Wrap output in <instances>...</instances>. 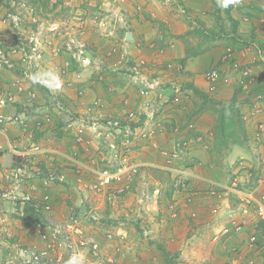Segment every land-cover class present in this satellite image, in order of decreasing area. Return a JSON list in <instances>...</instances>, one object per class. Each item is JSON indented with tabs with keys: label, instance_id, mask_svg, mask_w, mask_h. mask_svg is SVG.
Instances as JSON below:
<instances>
[{
	"label": "crops",
	"instance_id": "obj_1",
	"mask_svg": "<svg viewBox=\"0 0 264 264\" xmlns=\"http://www.w3.org/2000/svg\"><path fill=\"white\" fill-rule=\"evenodd\" d=\"M90 2L94 3V0ZM155 3V0H129L131 12L122 14L123 11L120 10V15L114 10L115 20L121 18L123 20L115 21L112 18L111 28H114V35H110L109 39L101 37L100 40L89 23L81 38L85 45L83 52L82 48H70L68 42L59 44L57 40L45 39V33L42 34L41 30L27 31L20 26L14 36L10 32V29L13 30L10 21H2L0 18V39H4L9 45H16L17 40L30 41L41 32L38 36L43 42V58L40 65L26 66L22 62L23 68H20L18 60L16 62L18 67L12 69L10 73L0 68L5 90H10L13 86L15 89L16 78L21 76L20 79L26 88L16 96L13 103L4 104L1 111L7 115L22 114L26 127L28 120L32 124L38 122V126L36 125L38 128L41 123L47 124L39 130L37 137V128L34 127L33 140L32 136L28 137L29 133L26 135L28 138L25 143L30 140V146L34 144L40 149L36 155V165L31 167L34 170L27 174L26 188L30 191V185L34 184L40 197L49 194L52 206L51 210L47 211L34 208L27 203L30 206L26 205L24 208L26 216L19 219H25L27 224L31 225L28 228L31 231L29 236H24L27 234L26 231L23 234L14 228L2 227L0 243L5 246H0L4 258L1 264L7 263L9 253L14 250L13 246H19L22 241L27 245L37 244L41 231L62 224L70 214L84 217L81 222L91 238L102 243L109 242L105 239L106 234L102 232L113 230L119 233L121 241H124L122 235L128 232V222L120 217H117V220L110 218L114 217V214H108L110 211L108 207L110 208L112 204L118 208L121 205L120 201L124 202L126 196L138 209L140 208L139 214L142 216L148 213L146 208L157 202V214L175 221L178 227L173 228L171 223L169 234H165V237L162 234V237L167 241L168 250L175 251L173 255L179 256L178 259L183 262L189 258L192 263L202 261V264H264V235L258 236L260 220L255 208L247 206L240 198L244 191L252 193L258 199L262 198L264 193V133L259 138L255 136L257 125L264 124V2L243 0L242 6L231 5V12L228 15L226 9L221 10L217 7L216 0H202L200 3L190 0L186 4L188 9H197L201 13L209 12L207 15L209 18L199 13L201 25L224 28L223 33H218L215 42L223 38L222 42L226 44L221 46L215 44L203 54L187 58V38L182 39V36V43L176 41L175 49L171 45L164 47L167 51L161 55L171 57L163 58L164 62L160 66L164 68L152 69L145 62V68L139 66L134 70L133 66L141 57L147 58L149 63L156 59V56L152 55L161 53L163 49L159 44L151 46L146 38L148 35L153 37L151 28L155 24V13L156 18L159 17ZM137 4L147 5L148 9L144 8L142 17L137 16L134 11ZM256 5L262 9L258 10ZM34 6L36 12L46 8L45 5ZM151 6L154 9L152 11ZM54 7L57 6L52 5L51 9L55 10ZM88 9L93 7L86 1H81L79 8L71 17ZM164 13L167 15L165 11ZM222 16L227 17L226 25L221 23ZM170 20L173 26L177 25L172 18ZM228 25L232 26L229 32L225 30ZM234 25L237 31L233 30ZM128 31L132 33L133 39H128L125 44L117 43L120 41V35H124L123 39L127 38ZM50 35L52 38L59 37L53 33ZM234 37H240L236 45L232 43ZM173 39L177 40L175 37ZM52 43L56 46L54 47ZM106 43L109 44L107 46L109 51L104 54L103 48L102 51L100 49ZM115 43L118 44L116 46L121 54H109ZM134 47H138V52L144 51L143 54L138 53L140 55L138 58L136 52L132 50ZM227 48L233 50L235 61L240 64L241 69L252 68V82L247 78L242 84V73L231 69L228 64L224 68H227L229 80L237 81L236 88L234 86L229 88V83L225 84L222 81L213 87L204 76H199L201 69L207 70L209 65L218 66ZM55 49H58V52H55ZM118 54L119 58L125 54L128 59L133 57L129 68H111L110 62L107 66L101 64L102 58L108 56L107 59L113 61ZM31 67L32 73L38 70H52L60 78L61 89L52 92L43 85L32 83L26 78V69ZM178 75L181 76L180 79L176 78ZM9 80L12 84L7 82ZM247 83L248 87L245 85ZM224 85L228 88L225 89ZM194 88L208 93V100H204ZM144 90H148V93H144ZM30 91L36 92L35 101L29 100ZM232 100L238 105L246 134L241 142L230 141L228 147H221L216 144L214 138L217 113L213 110L221 102L230 103ZM131 111L135 115L128 124L131 127L130 131H120L108 125L107 122L112 119L130 121ZM93 121H98L101 127L96 133L89 127ZM80 127L85 128L86 140L82 143L77 142ZM43 139L44 141L37 142ZM52 139L55 143H52ZM168 148L180 151L184 159L183 162L178 160L175 167L187 173L186 191H177L170 179L171 170H168L169 166L162 153L163 149ZM7 150L10 151L6 148L0 155V166L5 163L6 154L10 153H7ZM75 150L79 152L77 164L74 161L72 164L70 156H73ZM125 150L129 151V158L134 163L141 165L135 179L126 184V188H129L126 193L111 195L107 192L96 193L80 188L76 181L78 166L83 164L88 167L95 159L98 162L97 168H115ZM245 155H248V160H244ZM10 156L13 157L12 164L15 166L19 159L13 153ZM6 168L7 166L0 168V190H4L5 183L10 187L9 182L3 177ZM50 173L54 174L53 179H49ZM83 178L92 180L94 174L85 172ZM251 180L255 186L250 184ZM234 182L236 185H233ZM145 195L148 196L145 198ZM166 199L169 205L162 208L165 207ZM174 202L177 206L176 216H173L175 211L170 204ZM1 204H7L10 207L8 211L14 213V205L11 202L2 201ZM90 211L105 214L109 218L97 220L89 218V221L85 215ZM9 216L10 214L5 215L6 218ZM139 222L142 223L143 220ZM97 224L100 228L96 227ZM4 231L8 232L7 235H4ZM36 231H39L38 236L37 233H33ZM178 235L180 236L177 237ZM170 236H173L171 241L167 238ZM252 237L256 239L254 242L251 240ZM173 255H164V259H170Z\"/></svg>",
	"mask_w": 264,
	"mask_h": 264
},
{
	"label": "built area",
	"instance_id": "obj_2",
	"mask_svg": "<svg viewBox=\"0 0 264 264\" xmlns=\"http://www.w3.org/2000/svg\"><path fill=\"white\" fill-rule=\"evenodd\" d=\"M127 1L128 0H103L101 5L98 6V9L95 11V13L89 14L88 11L80 12L74 17L66 19L62 22L52 23L49 27V30L57 36H68V46H71L70 48H73V46L81 48V46L83 45L79 42L78 36L85 34L86 27L89 23L92 24L93 32H100L103 34L102 29H105V35H114V30L110 28L111 22H109L108 19H110L111 13H113L114 11V7L119 8V13L121 12L120 10H122V14H128L129 12H131L130 10L132 8L129 2L127 3ZM164 1L175 2V0ZM242 4L243 0H239V3L235 6H241ZM125 5L128 6L125 7ZM134 8V11H136V15L142 17L144 6L142 4H137ZM180 8L183 12L186 11L185 8H183L182 6H180ZM18 21L19 17L14 16L15 25H18ZM3 41L4 40L0 39V44L3 43ZM37 42H39L38 39ZM171 46H174V44H171ZM165 48L161 49V52H164L166 50ZM118 50V46H114V48L109 52V54L117 52ZM9 51V57L5 56L4 54H1L0 56V64H5L8 67H14L13 60L19 56L23 61L31 62L32 60L38 61L43 55L38 43L33 44L30 49H27L25 47L11 46ZM55 52H58V49H55ZM234 61L235 58L233 50L231 48H227L224 56V62L219 65V67L209 69L206 73V78L211 84V86L215 87L219 81H223L225 83L229 82L227 68H224L226 64H228L231 69L237 71L241 70L240 72L243 76L241 79L242 84L246 81L247 78L248 81H253L251 75L252 68L246 67L244 69H241L240 64L237 61ZM144 63V61H137L136 64L133 66V69L137 70L138 67H141ZM29 73L31 72L26 73L27 79H29ZM249 83L245 85L248 87ZM3 89L4 86L0 79V127L9 123H19L25 125V119L22 114L6 115L1 111V107L4 104L9 101H14L19 93H22L26 90L23 81L17 79L15 82L14 90H10L6 93H3ZM143 92L147 94L148 90H144ZM35 97L36 92L30 91L29 100L32 101ZM133 115L134 112H130L129 116L132 117ZM107 123L112 128L124 130L126 132L130 131L131 128L128 124L122 125L118 120L112 119L109 120ZM89 127L90 129L93 128V130H95L94 132L96 133L98 132L100 124L98 123V121H93L91 125H89ZM1 131L2 133L5 132L4 129H1ZM263 133L264 124L259 123L256 128V138L261 137ZM85 140V128L80 127L78 129L77 142L82 143ZM6 148H8L14 156L20 157L21 163L19 165H15L13 168H6L4 170L3 177L7 180V182H9L11 189H4L0 191V201L8 200L14 205V207L18 205V203L20 206L21 204L23 205L26 203H31L34 208H41L47 211L51 210L52 206L50 203V195L45 194L40 197L35 192L37 186H35L34 184L30 185V193H22L20 194L21 196L17 194L18 187L22 182L21 177L22 175L25 176V173L28 168L27 162H31L29 155H36L40 150L39 147L32 144V146H30L28 150H21L17 148V145L12 144L11 141L8 139L6 146L0 144V152L2 150H5ZM126 150L123 152L122 159L115 168H97L98 162L95 159L91 161V164L88 167L87 165L83 164L78 166L76 181L79 184L80 188L96 193L107 192L111 195H121L125 193L127 186L126 184L135 179L141 167L140 164L131 161L128 154L129 151ZM162 153L165 156L166 163L169 166L172 161H174L177 157V152L173 150L163 149ZM71 160L74 161L75 164H77L76 152L75 155L72 156ZM169 170H172V168H169ZM174 170L177 171V178H175L174 183L176 190L179 192L186 191L188 187L186 171L181 169ZM85 172L93 173L94 179L84 180L83 174ZM53 177L54 174L51 173L49 179H53ZM233 185H236V182H234ZM240 198L243 202H245L247 206L255 208L259 220L264 223V193L262 195V198L258 199L252 193L244 191L240 194ZM92 217H94V215H92ZM0 221L2 220L0 219ZM81 221V215L79 216V214H71L68 219L62 224H57L53 227H49V229L41 231L39 235V242L37 244L35 243L26 246H13L12 250H14L10 253L9 259L6 264H17L20 260L24 264H66V261L73 254L77 255L80 264H115L117 262L116 254L120 253L122 246H124V244H122L123 242H119V244L116 243L115 253L111 252L105 255L103 251L104 243L94 238H91L83 227ZM238 228H240V226ZM114 237V234L110 232L105 235V239L109 242L114 241ZM251 240L254 241L255 237H252ZM84 250L85 253L83 254Z\"/></svg>",
	"mask_w": 264,
	"mask_h": 264
},
{
	"label": "rangeland",
	"instance_id": "obj_3",
	"mask_svg": "<svg viewBox=\"0 0 264 264\" xmlns=\"http://www.w3.org/2000/svg\"><path fill=\"white\" fill-rule=\"evenodd\" d=\"M128 1H127V3H128ZM151 1H153V0H151ZM155 1H156L155 7L157 8L156 11L159 12V17L156 18L157 13H155V24H154V27L151 28L152 31H153L151 35H153V37L152 36H149V35L146 37V38H148L147 41L149 40L148 42L150 43L151 46H152V44L158 45L159 44L158 43L159 41L164 40V45L166 47L168 45L174 44V49H175L176 48V45H177V42L176 41H178L179 43L180 42L182 43V40H181V37L182 36H183L182 39H186L187 38L186 39L187 40V42H186L187 48H192V47L195 46L196 49H199V48L201 49V47L203 48L204 45L207 44L206 41L203 44H200L201 41H204L203 36L200 33L196 32V29H194V28H196V25H198L200 23L199 20H201V17L199 18L198 15L201 12L199 10H197V9L190 10V9L187 8L186 4H188V2L190 0H184V1L183 0H175V2H167V1L165 2L164 0H155ZM191 1H193L194 3H200L202 0H191ZM206 1H209V0H206ZM22 2H25V0H0V18H1V20L2 21L3 20L4 21L5 20L6 21H9V20L11 21V18L8 16V14L10 12L17 13L22 18V21H21V24H20L21 28L26 29L27 31L33 30V29H36L37 31L38 30H41L42 31V34L45 33V37H44L45 39L57 40V43H59V44H61V43L63 44V42L65 44H67V42H68V36L65 37L63 35H59L58 34L59 37H53L52 38L51 37L52 35H50L51 33L48 31L47 28H48L49 23L62 22L60 20H66V19H69L71 16H73L75 14L76 10L79 8V4H80L81 0H41L40 3H39V5H41L43 7L45 5L46 8L44 7V9L41 12L40 11H38V12H35V11L34 12H31L30 11L31 14H32L31 16L27 13V9L24 6H22ZM52 2L54 4V6L55 5L57 6V7H54L55 10H52L51 9ZM263 2H264V0H263ZM5 5H8V6L6 7ZM183 5H184L185 9L187 8V11L186 12H183L182 9L180 8V6L183 7ZM126 6H128V5H125V7ZM143 6H144L145 9H148L147 8V5H144L143 4ZM205 6H206V4H205ZM195 7L198 8V6H195ZM129 8H130V6H129ZM114 10H116L117 13L120 14L118 12V10H119L118 7H114ZM152 10H154L153 9V6L150 7V11H152ZM202 10H203V7H202ZM164 11L167 13V15H165ZM143 13H144V11H143ZM201 14H202V16L207 17V15L209 14V12L201 13ZM212 15H214V14H212ZM38 16H40V21H38ZM111 16L115 20L116 17L114 16L113 13H111ZM185 16H187L188 18H186ZM223 16L220 17V18H223ZM190 17H192V19ZM30 18H31V20H30ZM34 18H36V19H34ZM112 18L110 17V19H108L109 22H112ZM170 18H172V21L174 23H177L176 26H173L172 25ZM207 18H209V17H207ZM226 18L227 17L223 18L221 20V23H225V25H226V23H228ZM122 20H123V18H121V20L119 19V20H115V21H122ZM153 20L154 19L152 18V21L151 22H153ZM51 21H53V22H51ZM34 23H36V24H34ZM211 24H214V23H211ZM204 26L206 28H208V29L209 28H214V25L208 26V25L205 24ZM231 27L232 26L228 25V26L225 27L226 28L225 30L227 32H229V30L231 29ZM17 31H18L17 28H13V30L10 29V32L12 34H14ZM136 31L138 32V30H136ZM102 32L104 34L105 29L104 30L102 29ZM39 33H40L39 35H41V32H39ZM94 33L98 37H100V40H101V37H103L105 39L106 38L107 39L111 38V36H107L105 34L103 35L100 32H94ZM0 34H1V31H0ZM39 35L36 34L35 37H38ZM120 36H121L120 37V41H118L117 43L120 42L122 44H125L128 39L127 38L126 39H123L124 38V35L123 34L120 35ZM82 37H83V35H80V36H78V39H79V42L83 45V46H81L82 52H83V48L85 47V45H84L83 41L81 40ZM174 37L177 40H174L173 39ZM14 38H16V37H14ZM219 41H220V43H217ZM219 41L213 42L214 45L215 44H220L219 46H221L223 44H226V42H222L223 41V38H221ZM24 43H25L26 46H28L30 44L29 39H28V41H24ZM117 43H115L114 46L118 45ZM7 44H9V43H7ZM54 44H55V42H54ZM54 44L52 43V45H54ZM108 45L109 44L106 43L100 49L102 51V48H103V53L104 54H106V52L109 51L107 49L108 48L107 47ZM112 45H113V43H112ZM55 46L56 45H54V47ZM74 48H76V47L73 46V49ZM0 49H2V46H0ZM139 49L141 50L142 48L139 47ZM132 50H133L134 53L136 52V57L137 58L140 56L139 54H143V52H144L143 50H141V51L138 52V47H134V48H132ZM8 51H9V48H6V52L4 53V55L7 56V57L10 56V53ZM166 51L167 50H165L164 52H161V53L160 52L159 53L151 52V53L156 54V55H154V54L152 55L154 57L156 56L155 57L156 58L155 59L156 61L153 60V61H150L148 63L147 58L141 57L140 62L141 61L146 62L145 64H148L149 67H151L152 69H155V68L156 69L157 68H161L162 69L164 67L163 66H160V65L163 64V62H164V59L163 58H169V59H171L170 56L169 57H163L162 56ZM113 53L114 54L115 53L117 54V53H120V52L118 50L117 52H113ZM126 56H127L126 54L125 55H121V58H119L120 55L118 54V55H116V59H114L113 61H109L107 59V57L106 58H102L101 64L102 65L105 64V66H107L108 65V62H110V64L112 65L111 68H114V67L115 68H122V67L123 68H125V67H128L129 68L130 67L129 66L130 65L129 63H130V61H131V59L133 57L131 55H129L132 58L128 59V58H126ZM162 59H163V61L161 62ZM39 60L42 61V58H40ZM40 61H39L38 65H40ZM211 66L212 65H209L208 66V69ZM32 67L29 69L31 72H33L32 71L33 70ZM143 67L145 68L146 65L143 64L142 65V68ZM20 68H23L22 62L20 63ZM131 68H132V66H131ZM165 68H166V66H165ZM2 71H8L9 73L12 72L11 69L6 68L5 66H2ZM165 71H167V70H165ZM24 72H25V70H24ZM205 74H206V68L205 69H201L199 71V76L200 77H203V76L205 77ZM24 76H25V74H24ZM178 76L176 78L177 79H180L181 76H179V77ZM21 77L16 78V74H14V78H16V80L17 79L19 80ZM174 79H175V77H174ZM12 81H13V79H12ZM12 81L10 82V80H9L7 82H10L12 84ZM233 82L232 81L227 82V83H229L228 85H230L229 88H234L235 86L238 85V84H236L237 81L233 80ZM7 85L10 86L9 84H7ZM223 87H225V85ZM8 88H11V87H8ZM227 88L228 87H225V89H227ZM35 100H36V98H35ZM35 100L33 99L32 101H35ZM8 115H12V114H8ZM27 125H28V127H26L25 125H22V124H19L18 123V124H7V126L6 125L2 126L1 129H4V131H5L4 133L5 134L0 133V135H1V138H0V141L1 142L0 143L1 144H4V146H6L7 141L9 139L12 144L17 145V148L18 149L28 150L29 149V146H30V140L28 142H26V143H25V141L30 136H32L31 137L32 140L34 139L33 138V129H34V127L35 128H38V127H36V125H38V122L32 124L28 120ZM42 125H40V127L38 128V131L40 129L44 128V126L47 125V124H44L43 126ZM27 133H29L28 134V137H26ZM42 141H44V139L43 140H39L37 142L39 143V142H42ZM51 141H52V143H55L54 142L55 141L54 139H52ZM43 144H45V143L43 142ZM106 146H108V145H106ZM107 148L108 147H106V149ZM3 152H5V151H3ZM8 152H10V153H8ZM75 152H76V150L72 154L73 156L75 155ZM176 152H177L176 159L174 161H172V163L170 164V166L168 165L169 168H172L170 179L172 180L173 184L175 183V178H177V171L174 170V169H177L175 167V166H177L176 165V162L178 160H180V162L181 161L183 162V160H184L183 157L181 156V152L180 151H176ZM7 153L8 154H6V156H5L6 157L5 158V163L2 162L4 164H3V166H0V168L1 167H4L5 168V166H7V168H13L14 167V164H12L13 157L10 156V154L12 152L7 150ZM31 155H29V156H31ZM36 155H38V153ZM247 156L248 155L243 156L244 160L245 159L248 160ZM70 158H72V156H70ZM241 160H243V159H241ZM35 161L36 160H32L31 163L27 162V164H29L28 165V168H27L28 170L25 173V176L22 175V177H21L22 178V180H21L22 182L20 183V185L18 187V193L17 194L19 196H21L20 194L27 193L29 191V189L27 190V188H26V185H27V182H26V180H27V174L30 173L32 170H34V169H31V167L34 166V165H36L35 164ZM131 161H133V160H131ZM20 163H21L20 160H18L15 165H17V164L19 165ZM71 163L74 164L73 161H71ZM7 164H12V165H7ZM140 169H141V167H140ZM2 174H3V171H2ZM49 175H51V173ZM45 177H47V176H45ZM253 183L254 182L251 180L250 184L253 185ZM169 185H170V182H169ZM255 185L256 184H254L253 186H255ZM3 189H11V187H7L6 186V183H5V187ZM128 190H129V188H126L125 191L127 192ZM0 191H2V190H0ZM30 192L31 191H29V193ZM35 192H37V188H36ZM131 195L132 194H130V196ZM146 196H148V195H145L144 197L146 198ZM135 199H136V194H134V202H135ZM2 201H8V200H1L0 201V207H1V209H0V216H1L0 219L2 220V221H0V229H1L0 231H2V227L3 226H5V227L7 226L8 228H14V229H16V231L18 230V232L20 231V233L22 232L23 234H24V231H26L27 234L24 235V236H29V234H30L31 231H29L28 228L31 225L27 224V222L25 221V219H22V220L19 219V218H22V217L26 216V214H24V208L28 204L27 203L26 204H23V205L21 204V206H20L19 203H18V205H16L13 208V212L14 213H11V212L8 211V209L10 207L7 204H1ZM167 202H168V200L166 199L165 204H164L165 207H162V208H166L167 207V204H168ZM119 204H121V205H119L118 208H116L114 205L111 204L110 208L108 207V209H110V211L108 212V214H114V217H110V218H113V220H115L117 217H120V218L126 219V221L128 222V232H127V234L122 235V238H123L124 241H121V239H120L121 238L120 237L121 235H119V233H117V232L116 233L113 232V230H112V232L111 231H107V230H104L102 232V233H105V234H107V233L110 232V233H113L114 236H115L114 237V239H115L114 241L115 242L112 241V242H106V243H104V245H103L104 246L103 251H104V254L105 255L108 254V253H111V252L112 253H115L116 252L115 251V248H116L115 245H116V243L119 244V242H121V243L123 242L122 244H124V246H122V248H121L120 253L116 254L117 262L115 264H132L133 261H134V264H173V263L174 264H202L203 263L202 261H197L196 263H192L189 258L185 259V261L183 262V261H181V260L178 259L179 256H177V255L174 256L173 255V253L175 251L173 252V251H169L168 250L167 241H165L163 239L162 234L164 235V237H165V234L166 235L169 234L168 229H170L169 226L171 225V223H173V228L178 227V226L175 224V221L167 220V218L164 215L157 214V202L154 205H151L149 208H146V210L148 211V213L144 214V216H142V214H139V212H140L139 209L140 208L138 209V207H136L135 204L133 202H131V200H129L127 198V196H126L125 201L124 202L123 201H120ZM170 204H172L171 206L174 207V210L173 211H175V214H173V216L174 215L176 216V209H177L176 203L174 202V203H170ZM28 206H30V205H28ZM3 210H4V213L5 214H3ZM255 212H256V210H255ZM142 213H144L143 209H142ZM6 214H8V215L10 214V216L8 218H6L5 217ZM92 215H94V217H92ZM12 216L17 217V219H19V220L15 219V217H12ZM85 216L88 217V220L89 221H90L89 218H92L93 220L109 218V217H106L105 214H98L95 211H90ZM132 218L135 221L134 220H131ZM81 219L84 220V217L81 216ZM141 219L143 220L142 223L139 222ZM8 222H10L9 225H8ZM137 222H139V224H136ZM17 225L23 226V228L22 227H18ZM137 225L140 226L139 227L140 229L137 228L138 227ZM96 227L100 228V225L97 224ZM7 233L8 232L4 231V235H7ZM33 233H37V236L39 235V231H36V232H33ZM4 235H3V237H4ZM179 236L180 235H178L177 237H179ZM183 237H185V236H183ZM167 238H168V240L171 241V239L173 238V236H170V237H167ZM22 242H24V241H22ZM22 242H21L20 246H26L27 245V244L22 243ZM0 246H3L4 247L5 245H3V244L0 243ZM162 246L165 247V249H164L165 251H168L170 255H173L172 258H170V259L167 258V262L164 259V254H163ZM2 254H3V252L0 251V264H1L2 260L4 259L2 257Z\"/></svg>",
	"mask_w": 264,
	"mask_h": 264
},
{
	"label": "trees",
	"instance_id": "obj_4",
	"mask_svg": "<svg viewBox=\"0 0 264 264\" xmlns=\"http://www.w3.org/2000/svg\"><path fill=\"white\" fill-rule=\"evenodd\" d=\"M40 1L41 0H30V2L34 3V4H39ZM256 8H258V10L262 9V7H259L258 5H256ZM226 12L228 13V15H230L231 5L226 9ZM251 16H253V15H251ZM217 28L218 27L216 26L214 28L208 29L204 26V24L201 25L200 23L198 25H196V28H194V29H196V32L200 33L204 39V41H201L200 44H203L205 41L207 42V44H205L203 48L201 47V49L200 48L196 49L195 46H194L195 48L194 47L187 48V46H186V51H187L186 57L187 58L192 57V56L196 57V56L200 55L201 53L203 54L204 52L209 50L214 45L213 42H215L217 36H219L218 33L221 34L224 31V28L223 29L222 28L217 29ZM233 30L237 31V27L235 25L233 26ZM240 37H242V36H240ZM240 37H234L232 43L234 45H236L238 43V41H239L238 39ZM158 43H159V45H161L160 47H162V48L166 47L164 45L163 41H159ZM224 56H225V54L222 56L219 65H221L224 62ZM131 64L133 65L134 63L132 62ZM219 65L218 66H211L209 69L214 68V67H219ZM209 69L206 70V73L208 72ZM205 78H206V74H205ZM194 90H195V92L200 93L201 97L204 100H208V98H209L208 93H205L198 88H194ZM237 106L238 105H236V102L234 100H232L230 103L221 102L219 104V106L217 108H215V110H213L217 113V122H216L215 129H214V138H215L216 144L220 145L221 147H228V144L230 143V141H233L235 143L241 142L242 138L246 134L245 128H244V123H243V120L241 118V115H240V112H239V109L237 108ZM120 123L122 125L128 124V123H126L125 120L120 121ZM38 132L39 131L37 128L36 137L38 135ZM219 149H221V148H219ZM3 151L4 150H2L0 152V155L2 154ZM76 153L78 156L79 152H77V150H76ZM15 157L21 161L20 157H18V156H15ZM29 158L31 161L35 160L36 155H31V156H29ZM29 163H31V162H29ZM26 219H30V218H26ZM258 228L260 230L258 236L261 237L264 235V223L262 221H260ZM164 249H165V247L162 246L163 254L168 256L169 252L165 251Z\"/></svg>",
	"mask_w": 264,
	"mask_h": 264
},
{
	"label": "clouds",
	"instance_id": "obj_5",
	"mask_svg": "<svg viewBox=\"0 0 264 264\" xmlns=\"http://www.w3.org/2000/svg\"><path fill=\"white\" fill-rule=\"evenodd\" d=\"M81 1H86L87 3H88V5L89 6H92L93 7V9H88L87 11L89 12V14L92 12V13H95V11L98 9V6L99 5H101V3H102V1L103 0H94V3H92L91 4V2H90V0H81ZM96 1V2H95ZM129 2V1H128ZM91 5H90V4ZM239 3V0H216V4H217V7L218 8H220L221 10H225V9H227L230 5H236V4H238ZM34 5H39V4H34V3H31L30 2V0H25V2H22V6H24L26 9H27V13L31 16L32 14H31V12H36V7L34 6ZM52 5L54 6V4H53V2H52ZM183 7H184V5H183ZM185 8V7H184ZM186 11H187V8L185 9ZM31 11V12H30ZM185 11V12H186ZM91 13V14H92ZM8 16L11 18V21L9 22L10 24H12V28H17L18 30H19V28H20V24H21V21H22V18H21V16L19 15V14H17V13H14V12H10L9 14H8ZM14 16H18L19 17V21H18V25H15V22H14ZM111 18H112V16H111ZM54 23V22H53ZM52 23H49V25H48V31L50 32V33H52L50 30H49V27H50V25H51ZM110 28H111V25H110ZM111 29H113L114 30V28H111ZM14 36H16L15 35V33H14ZM37 39L39 40V42H37ZM2 40H4V39H2ZM16 42H18L16 45H9V44H7L6 42H5V40L3 41V43H1L0 44V46H2V49H0V51H1V53H0V56H1V54H4L5 52H6V48H9V50H10V47L11 46H18V47H25V48H27V49H30V47H32L33 46V44H35V43H38V45H39V48L42 50V54H43V47H42V41H41V39L40 38H38V37H34V38H32V39H30V44L28 45V46H26L25 45V43H24V41L23 42H21V41H16ZM8 52H10V51H8ZM41 58H43V55H42V57ZM19 60V62L21 63V62H24L25 64H26V66H30V64H37L38 65V63H39V61L40 60H38V61H23L22 59H21V57L19 56V57H17V58H15L13 61H14V67H8L7 65H5V64H0V67L2 68V66H5L6 68H8V69H14V68H17V65H16V62ZM22 60V61H21ZM30 69V68H29ZM29 69H26V72L28 73V72H30V70ZM239 71H241V70H239ZM228 76H229V74H228ZM229 78H230V76H229ZM0 79H1V81H2V83H3V86H4V80L2 79V77L0 76ZM29 79L32 81V83H34V84H40V85H43V86H45V87H47L50 91H52V92H57V91H59L60 89H61V87H62V83H61V81H60V78H59V76L56 74V73H54L52 70H46V71H36V72H34V73H29ZM230 81V80H229ZM223 82V81H222ZM225 83V82H224ZM226 84V83H225ZM10 90H14V86H13V88L12 89H10ZM10 90H5V89H3V93H6L7 91H10ZM14 101H9V102H7L6 104H8V103H13ZM132 112V111H131ZM6 114V113H5ZM130 114V113H129ZM7 115V114H6ZM134 115H135V113H134ZM134 115L131 117V116H129V120L130 121H128L127 120V122L126 123H128L129 124V122H131V119L134 117ZM128 118V117H127ZM121 131V130H120ZM126 132V131H125ZM87 191V190H86ZM122 195V194H121ZM31 204V203H30ZM32 205V204H31ZM75 215H77V214H75ZM256 240V239H255ZM254 242V241H253ZM11 253V252H10ZM10 253H9V255H10ZM8 255V256H9ZM17 264H24L21 260L17 263ZM66 264H80V261H79V259H78V257H77V255L76 254H73L67 261H66Z\"/></svg>",
	"mask_w": 264,
	"mask_h": 264
},
{
	"label": "water",
	"instance_id": "obj_6",
	"mask_svg": "<svg viewBox=\"0 0 264 264\" xmlns=\"http://www.w3.org/2000/svg\"><path fill=\"white\" fill-rule=\"evenodd\" d=\"M126 37H127V39H129V40H132V39H133V35H132V33H131L130 31H128Z\"/></svg>",
	"mask_w": 264,
	"mask_h": 264
}]
</instances>
